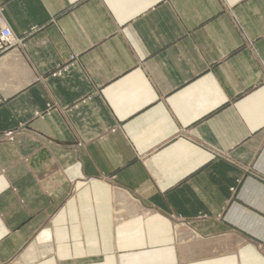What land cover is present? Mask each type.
<instances>
[{
    "label": "crops",
    "instance_id": "0c3cea01",
    "mask_svg": "<svg viewBox=\"0 0 264 264\" xmlns=\"http://www.w3.org/2000/svg\"><path fill=\"white\" fill-rule=\"evenodd\" d=\"M0 8V264H264V0Z\"/></svg>",
    "mask_w": 264,
    "mask_h": 264
},
{
    "label": "rangeland",
    "instance_id": "374dc122",
    "mask_svg": "<svg viewBox=\"0 0 264 264\" xmlns=\"http://www.w3.org/2000/svg\"><path fill=\"white\" fill-rule=\"evenodd\" d=\"M5 139L9 140L8 137H5ZM176 224L178 225L179 223H174L175 227ZM171 242L170 245L141 248L142 242L139 241L137 250L129 251L121 255V258L127 261L121 264H185L194 259L192 256L181 253L183 250H180L178 253V240ZM180 243L181 246L186 244L193 247L194 241L193 239L187 241L182 240ZM205 257L207 256H202L203 259Z\"/></svg>",
    "mask_w": 264,
    "mask_h": 264
},
{
    "label": "built area",
    "instance_id": "2783aa9c",
    "mask_svg": "<svg viewBox=\"0 0 264 264\" xmlns=\"http://www.w3.org/2000/svg\"><path fill=\"white\" fill-rule=\"evenodd\" d=\"M1 13L2 9L0 8V56L22 43V41L15 37L10 29L2 22ZM5 137L10 139L11 134L7 133Z\"/></svg>",
    "mask_w": 264,
    "mask_h": 264
}]
</instances>
